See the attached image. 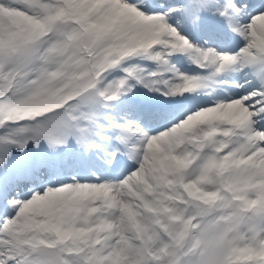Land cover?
<instances>
[{
	"label": "snow or ice",
	"instance_id": "snow-or-ice-1",
	"mask_svg": "<svg viewBox=\"0 0 264 264\" xmlns=\"http://www.w3.org/2000/svg\"><path fill=\"white\" fill-rule=\"evenodd\" d=\"M0 264H264V0H0Z\"/></svg>",
	"mask_w": 264,
	"mask_h": 264
}]
</instances>
